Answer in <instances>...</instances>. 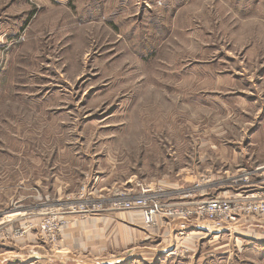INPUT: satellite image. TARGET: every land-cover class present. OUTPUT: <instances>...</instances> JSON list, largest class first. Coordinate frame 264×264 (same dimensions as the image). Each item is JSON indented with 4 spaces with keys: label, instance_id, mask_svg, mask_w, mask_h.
I'll list each match as a JSON object with an SVG mask.
<instances>
[{
    "label": "rangeland",
    "instance_id": "obj_1",
    "mask_svg": "<svg viewBox=\"0 0 264 264\" xmlns=\"http://www.w3.org/2000/svg\"><path fill=\"white\" fill-rule=\"evenodd\" d=\"M262 182L264 0H0V243L132 215L111 204L137 184L180 203ZM225 231L74 263L264 264Z\"/></svg>",
    "mask_w": 264,
    "mask_h": 264
},
{
    "label": "crops",
    "instance_id": "obj_2",
    "mask_svg": "<svg viewBox=\"0 0 264 264\" xmlns=\"http://www.w3.org/2000/svg\"><path fill=\"white\" fill-rule=\"evenodd\" d=\"M255 185L248 183L246 186L251 188ZM98 220L105 221L98 224ZM140 224H142L141 218L137 213L132 215L112 213L106 218L88 219L82 223L75 221L66 225L61 231V241L55 245L39 242L33 235L21 240H3L0 243V264H75L74 260L77 256L90 257L92 253L91 256L98 259L106 255L108 249L125 251V247L133 245L137 241L140 242V240L158 242L157 248L161 247L158 257H165L164 255L172 251V237L176 239L185 233L176 229L174 223L164 217H158L155 226L150 229L152 231L145 232L143 235L137 227ZM233 229L227 233L237 235L240 229H245L249 234H252V238L249 239L255 243L259 241L260 245H263L261 241H264V214L258 218L252 217L241 221ZM224 232L226 233V231H221L207 234L222 236ZM189 234L194 235L196 239L200 233L194 229ZM167 257H171V255Z\"/></svg>",
    "mask_w": 264,
    "mask_h": 264
},
{
    "label": "built area",
    "instance_id": "obj_3",
    "mask_svg": "<svg viewBox=\"0 0 264 264\" xmlns=\"http://www.w3.org/2000/svg\"><path fill=\"white\" fill-rule=\"evenodd\" d=\"M136 187L140 188L136 195L121 193L123 197L116 199L111 207L118 211L138 213L145 227L155 226L157 218L164 217L175 223L180 232L196 229L198 233L206 235L231 230L247 217L264 214V191L249 193L255 187L246 185L240 187L239 193L235 192L232 199L213 197L180 203L171 201L168 195L153 186L137 184ZM55 223L54 218L42 221L40 232L54 239L53 235L58 230Z\"/></svg>",
    "mask_w": 264,
    "mask_h": 264
}]
</instances>
